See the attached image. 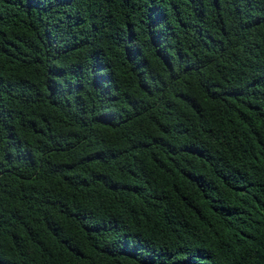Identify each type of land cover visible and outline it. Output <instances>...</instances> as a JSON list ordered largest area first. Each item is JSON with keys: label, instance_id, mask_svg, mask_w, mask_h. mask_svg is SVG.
<instances>
[{"label": "trees", "instance_id": "obj_1", "mask_svg": "<svg viewBox=\"0 0 264 264\" xmlns=\"http://www.w3.org/2000/svg\"><path fill=\"white\" fill-rule=\"evenodd\" d=\"M0 264H264V0H0Z\"/></svg>", "mask_w": 264, "mask_h": 264}]
</instances>
